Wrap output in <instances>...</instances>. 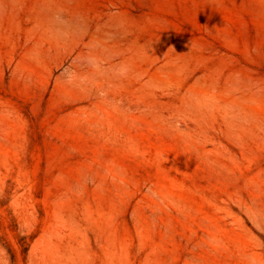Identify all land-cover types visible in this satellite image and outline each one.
<instances>
[{"label": "rangeland", "instance_id": "rangeland-1", "mask_svg": "<svg viewBox=\"0 0 264 264\" xmlns=\"http://www.w3.org/2000/svg\"><path fill=\"white\" fill-rule=\"evenodd\" d=\"M0 264H264V0H0Z\"/></svg>", "mask_w": 264, "mask_h": 264}]
</instances>
